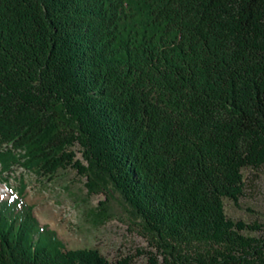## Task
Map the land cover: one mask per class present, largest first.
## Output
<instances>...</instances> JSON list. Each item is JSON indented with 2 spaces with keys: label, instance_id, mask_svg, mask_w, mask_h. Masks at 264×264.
Listing matches in <instances>:
<instances>
[{
  "label": "trees",
  "instance_id": "obj_1",
  "mask_svg": "<svg viewBox=\"0 0 264 264\" xmlns=\"http://www.w3.org/2000/svg\"><path fill=\"white\" fill-rule=\"evenodd\" d=\"M16 162L112 184L148 264H264V220L224 204L264 164V0H0V164ZM8 192L0 264H129L68 247Z\"/></svg>",
  "mask_w": 264,
  "mask_h": 264
},
{
  "label": "rangeland",
  "instance_id": "obj_2",
  "mask_svg": "<svg viewBox=\"0 0 264 264\" xmlns=\"http://www.w3.org/2000/svg\"><path fill=\"white\" fill-rule=\"evenodd\" d=\"M70 149L87 164L78 145ZM88 180L72 167L49 176L18 162L5 171L0 164V197L6 198L9 189L22 192L40 223L54 229L68 247H94L109 260L128 257L129 264H148L147 251L154 249L119 191L109 183L91 189ZM243 181L238 204L224 198L226 214L246 222L263 221L264 164L244 168Z\"/></svg>",
  "mask_w": 264,
  "mask_h": 264
}]
</instances>
